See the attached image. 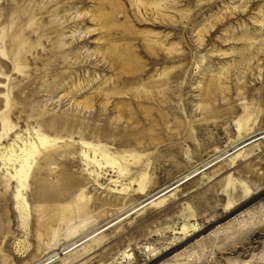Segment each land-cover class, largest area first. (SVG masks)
I'll return each mask as SVG.
<instances>
[{
	"label": "rangeland",
	"instance_id": "obj_1",
	"mask_svg": "<svg viewBox=\"0 0 264 264\" xmlns=\"http://www.w3.org/2000/svg\"><path fill=\"white\" fill-rule=\"evenodd\" d=\"M0 264H264V0H0Z\"/></svg>",
	"mask_w": 264,
	"mask_h": 264
},
{
	"label": "bare ground",
	"instance_id": "obj_2",
	"mask_svg": "<svg viewBox=\"0 0 264 264\" xmlns=\"http://www.w3.org/2000/svg\"><path fill=\"white\" fill-rule=\"evenodd\" d=\"M98 1H100V2H102V0H98ZM145 1V0H144ZM61 1H59V3H60ZM156 2V1H155ZM138 3H141V2H138ZM153 3V4H152ZM151 4H148L150 7L152 6V7H154V8H156V9H158V7H160V5L158 4V3H154V2H152ZM58 4V3H57ZM148 5H147V7H148ZM141 6V5H140ZM95 7V6H94ZM94 7H92V8H90V9H88L87 10V12L85 13V15L86 16H88L89 15V19H91V21L92 22H94L95 20H96V23L98 22V20H97V18H96V16H94V14H93V10H95V8ZM152 11H154V9L152 10ZM158 11V10H157ZM156 11V12H157ZM159 15V14H158ZM93 18H95V19H93ZM60 27V26H59ZM98 27V26H97ZM101 28V27H100ZM90 31H94V30H90ZM76 33H72V35H71V37H73V35H75ZM100 39L101 38H98V40L100 41ZM15 45H17L18 47H22L23 48V46H24V41L23 40H20V41H18V43H15ZM65 46V45H64ZM63 45L61 46V47H64ZM16 47V46H15ZM17 47V48H18ZM102 47L101 46H97L95 49L97 50V53H95L94 55H96V54H99V55H101V53H100V49H101ZM102 56V60L104 61L105 60V56L104 55H101ZM103 61H102V63H103ZM104 64V63H103ZM108 84H109V81H103L98 87H96L95 88V90H94V94L98 97L99 96V98L100 99H102V102L104 103V105H106L107 103H108V101L109 100H111L110 98H112V99H116V98H118V97H120V95H121V93L116 89V88H111V87H108ZM98 85V84H97ZM85 86L84 87H81V85H79V86H74V87H71V91L70 92H73V97H81V96H83V91H85ZM118 100V99H117ZM89 102L88 101H85L84 103H75V107H79V108H84V109H86V108H89L90 106H89ZM116 106L118 105V104H115ZM18 199L21 197V191H18ZM77 232H79L76 228H74V229H71V234L72 235H76V234H78ZM69 233V234H70Z\"/></svg>",
	"mask_w": 264,
	"mask_h": 264
}]
</instances>
